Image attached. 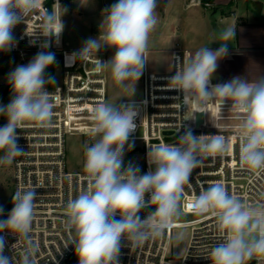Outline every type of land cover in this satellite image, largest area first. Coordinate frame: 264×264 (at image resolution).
<instances>
[{
  "label": "clouds",
  "instance_id": "9594fccd",
  "mask_svg": "<svg viewBox=\"0 0 264 264\" xmlns=\"http://www.w3.org/2000/svg\"><path fill=\"white\" fill-rule=\"evenodd\" d=\"M39 4L40 0H0V51L10 50L12 29ZM157 7V0H118L104 10L100 36L86 40L75 58L96 57L105 45L115 48L107 62L96 58V71L108 72L115 85L131 97L148 60L149 38L158 23ZM59 9L62 11L55 6L52 11L45 9L40 28L45 37L62 32L61 16L66 9L60 5ZM235 35L236 25L225 27L218 39L212 40L219 41L221 47L215 51L201 47L184 60L170 78V85L183 92V103L193 110V118L194 113L203 112L206 104L216 100L221 106L230 101L231 108L239 109V165L260 170L264 169V79L235 77L226 83L210 84L218 61L227 55V45ZM54 60L53 54L41 51L26 66L9 73L12 99L0 105V116L7 119L0 127V166H11L23 154L17 144V129L52 126L54 104L45 85L53 81L46 80L44 74ZM137 115L133 106L111 102H100L92 109L93 142L84 147L83 165L88 186L64 206L68 244L74 245L79 264H119L122 240L138 248L160 239L186 210L215 218L221 239L210 253L211 264H248L254 258H264V204H247L219 181L184 204L185 186L193 170L209 156L225 155L226 138L197 137L188 130L178 144L151 147L148 163L154 171L141 175L138 167H123L125 145L136 130ZM36 196L32 189H17L13 194V207L7 219L0 220V233L8 231L16 236L23 242V249L18 260L4 255L6 243L0 236V264H36L39 247L31 236ZM145 210L142 217L140 213ZM183 238V232L175 236L177 241Z\"/></svg>",
  "mask_w": 264,
  "mask_h": 264
},
{
  "label": "built area",
  "instance_id": "2783aa9c",
  "mask_svg": "<svg viewBox=\"0 0 264 264\" xmlns=\"http://www.w3.org/2000/svg\"><path fill=\"white\" fill-rule=\"evenodd\" d=\"M59 5L61 7V0ZM59 5L57 0H40L39 7L12 29L14 40L10 50L0 51V54L8 52L23 60L32 52L62 55L59 61H54L58 62L60 71L56 84L45 86L54 104L52 126L48 129L27 127L16 130L17 144L23 154L13 162L14 193L17 189H32L37 194L31 233L39 247L36 264H79L74 245L68 244V232L63 223L64 206L69 199L87 188L88 181L84 171H70L67 168V136L78 134L91 139L92 109L100 102H110L107 72L96 71V58L101 63L107 62L104 50L100 49L96 57L93 54L76 59L74 54H78L82 47H68L64 40L65 23L62 16L63 30L59 36L52 34L45 37L40 33L45 9L52 11L55 6L60 12ZM171 54L172 71H150L147 60L143 67V96L123 100L120 104L131 105L138 113L136 130L129 139L142 141L144 158L140 174L154 171V166L148 163L151 147L178 144L180 137L188 130L197 137L223 135L228 143L227 153L222 157L209 156L193 170L190 183L185 186L184 204L217 181L249 205L264 204V169H242L239 165V140L236 135L242 115L239 109L231 108L230 101L222 106L220 100L209 102L201 109L205 111V122L196 128L197 112L193 118V110L183 103V92L170 85V78L184 60L190 58L191 50L175 46ZM210 84L222 83L210 81ZM12 207L13 204L3 210L0 220L7 219ZM146 212L142 211L140 215L143 217ZM184 215L191 218L180 219L163 237L149 241L142 247L131 248L126 240H122L119 264H211L210 253L221 239L215 218L210 215L197 216L187 210ZM176 228L190 230L188 241L180 253L174 251ZM0 236L4 237L6 243L4 255L18 260L23 242L8 231L0 233ZM253 260L255 264H264V258H254L248 264Z\"/></svg>",
  "mask_w": 264,
  "mask_h": 264
},
{
  "label": "rangeland",
  "instance_id": "374dc122",
  "mask_svg": "<svg viewBox=\"0 0 264 264\" xmlns=\"http://www.w3.org/2000/svg\"><path fill=\"white\" fill-rule=\"evenodd\" d=\"M229 2L231 0H220ZM237 3V15L244 13L246 19H262L264 20V1L254 2L251 0H235ZM118 0H61V8L66 9L62 15L65 22L64 40L68 43V47L79 48L83 47L84 42L89 38L96 39L101 33V23L103 20L104 10ZM156 14L158 23L155 30L151 33L148 47V69L157 73L170 72L173 68L171 50L175 46L183 48H194L200 46H208L209 48L220 47L218 39L219 33L227 27L231 18L221 11L234 9L235 5L231 3L222 7L219 2H212L205 7L197 0H167L165 8L162 7V0H157ZM217 7V11L212 8ZM233 7V8H232ZM230 10V11H229ZM106 15V13H105ZM98 26V31L95 27ZM212 41V42H211ZM235 40L229 43L234 44ZM100 49L106 52L107 61L110 60L116 49L108 46H102ZM38 52L29 53L25 60L16 57V61L8 67L6 73L1 71L4 55L0 54V82H8V75L18 66H26ZM55 67L59 69L58 62H55ZM143 75L144 69L140 78L135 82V93L131 97L126 96L122 90L115 85L109 77V100L117 106L126 99H139L143 96ZM0 105H7L0 102ZM4 121L3 124L1 122ZM7 123L4 116H0V127ZM93 141L90 138L83 137L78 134H70L67 136L66 142V163L70 171H83L84 165V147L86 144H91ZM129 145L131 147L129 148ZM2 155V153H0ZM143 145L142 141L129 139L125 145V154L123 157V167H142L143 160ZM14 168L11 166H0V207L3 210L10 208L12 196L14 194ZM1 217V215H0ZM191 218L190 215H183L181 220ZM183 232L184 238L177 241L175 236L177 233ZM189 228H176L174 230V251L180 253L181 249L186 245L189 238ZM261 259V258H260Z\"/></svg>",
  "mask_w": 264,
  "mask_h": 264
},
{
  "label": "crops",
  "instance_id": "0c3cea01",
  "mask_svg": "<svg viewBox=\"0 0 264 264\" xmlns=\"http://www.w3.org/2000/svg\"><path fill=\"white\" fill-rule=\"evenodd\" d=\"M212 2H219L222 7H226L230 3L231 6L235 5V7L233 6V10H229L230 12L226 11L225 13L223 9L221 11L223 14H226L229 18H231L229 25H236V41L234 44L227 46L228 53L223 59L218 61V67L213 74L211 81L213 83H226L235 77L251 80L257 76L264 79V20L246 19V15L244 13L237 15L238 6L235 0H231L229 2L213 0ZM205 7H207V5ZM212 9L214 11L219 10H215V7ZM201 47L205 46H196L191 48V55H193ZM220 47H213L210 49L215 51Z\"/></svg>",
  "mask_w": 264,
  "mask_h": 264
},
{
  "label": "trees",
  "instance_id": "16d2710c",
  "mask_svg": "<svg viewBox=\"0 0 264 264\" xmlns=\"http://www.w3.org/2000/svg\"><path fill=\"white\" fill-rule=\"evenodd\" d=\"M201 3L205 6L207 2L213 1V0H200ZM4 59L3 66L1 68V71L6 73L8 70V67L10 64L14 63L16 61V55L11 53H4ZM56 63L53 62L49 67L45 70V79L48 80L49 78L53 81L52 83H48L45 86L52 87L56 84L58 79V74L60 73L59 70L55 67ZM12 98V90L11 86L8 82H0V102L4 104H8L11 101ZM4 121L1 122L3 124ZM13 202L11 200L10 207L12 206ZM76 256V254H75Z\"/></svg>",
  "mask_w": 264,
  "mask_h": 264
},
{
  "label": "water",
  "instance_id": "95a60500",
  "mask_svg": "<svg viewBox=\"0 0 264 264\" xmlns=\"http://www.w3.org/2000/svg\"><path fill=\"white\" fill-rule=\"evenodd\" d=\"M167 3V0H162V7L165 8V5ZM217 7H215V10ZM95 30L98 31V26L95 27ZM55 60L54 61H59L62 58L61 53H57L54 55ZM203 112H197L196 113V128H199L204 122H205V111L202 110ZM249 264H255V260H253Z\"/></svg>",
  "mask_w": 264,
  "mask_h": 264
}]
</instances>
